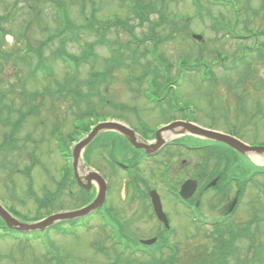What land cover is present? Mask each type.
Segmentation results:
<instances>
[{
	"label": "rangeland",
	"instance_id": "obj_1",
	"mask_svg": "<svg viewBox=\"0 0 264 264\" xmlns=\"http://www.w3.org/2000/svg\"><path fill=\"white\" fill-rule=\"evenodd\" d=\"M54 1L59 0H0V16H4L9 9L16 10L19 16V21L12 24L10 29L15 35H21L25 31L22 35L26 36L23 38L24 46L30 45L41 50L45 58L41 59L39 55L37 77L30 76V71L38 61L29 63L17 60L12 53L16 51L14 43L9 42L8 45V49L12 51L10 63L0 60V96L11 91V94L4 98L6 104L1 105L0 109L2 116L11 120L8 126L0 119V147L3 148L0 151V203L19 221L26 223L35 218L45 217L46 213H59L62 208L63 212H66L84 205L77 202L84 195L73 186L70 188L74 192V197H70L69 191L66 190L56 197L53 205L43 210H40L37 200L44 198L48 192L56 193L63 174V162L61 163L56 152L54 137L51 136L55 132V126L61 129L55 132V137L61 143L63 152L67 153L70 145L68 135L71 134L73 138L77 136L75 131L71 130L73 119L81 115L84 109L89 108L84 101L78 102L77 99L73 100L71 96L66 95L67 92L64 90L69 87L79 89L81 83L80 91L89 94L92 83L89 79L96 81V87L109 82L110 93L105 96L111 97L116 104L123 103L127 106L126 110L117 105L99 108V111H95L96 118L107 117L108 120L113 117V120L122 118L130 127L146 135L149 132L147 128L155 131L160 124L168 123L169 119L182 117V114L177 112L158 114L156 108L142 99L137 91V83L139 86L141 83L136 77L142 75L150 62L162 68L170 64L172 65L170 77H177L176 84H171L176 86L171 98L173 102L189 108H186L185 116L190 117L192 114V119L201 124L200 126L236 135L251 144H264V0H229L238 20L235 34L227 29L233 27L235 22L231 7L209 6L205 1L204 6L200 4L201 7L195 6L197 0H164L163 6L159 2V7L156 6L163 10L165 18L169 21L162 25L158 13L150 14L149 21L142 25L128 6L134 4L131 2L123 4V0H93L94 9L91 8L89 0H86L84 16L81 14L78 0L75 2L63 0L67 7L65 20V10L55 8ZM149 1L145 0V3ZM87 17L89 20L96 19L93 21L91 31L86 29V25H89ZM116 19L126 22L129 31L121 26H115ZM61 21H64L65 25ZM97 21L109 24L104 30L105 36L101 35L102 30L98 29ZM216 21L226 24L227 30H224L223 24L221 26ZM26 22L30 23L29 26H23ZM3 27L7 28V23H3ZM153 29L159 39L156 49H154L156 41L146 40L152 35ZM61 30L70 32L56 36ZM193 34L202 35L204 43L194 40ZM51 37L53 40H50ZM63 38H66L63 44L66 51L76 57L82 56L84 47L94 46L95 56L91 57L92 62L83 63L77 69L74 61L69 65L57 60L54 54L61 47L60 41ZM104 43H108L109 46ZM245 46L249 48L245 49ZM115 49L123 51L124 62L112 72L110 80L103 81L102 76L94 74L106 73L111 66L119 62L117 55L111 53V50ZM135 49L139 60L135 64H130L128 55ZM153 49L155 53L152 58L150 51ZM218 55H223L227 62L217 59ZM184 58L187 59L189 66L198 65L199 68H195L194 71L184 69L183 73H179L177 70H181ZM199 59L208 61L209 73L215 74V78H211L214 80L211 83L205 80L210 76L207 75L206 69L196 62ZM128 68H134L135 73L128 74ZM93 70L96 72L89 78V73ZM153 75V73L149 75L144 82L151 83ZM158 76L160 83L164 84L165 80H162L164 72L160 69ZM128 79H135L137 82L134 81L130 87ZM25 80V90L29 93L39 92V97L35 96L32 99L30 94L29 100L21 93L23 85L19 82L23 83ZM104 87L101 86L100 90ZM148 87L150 84L146 85L150 91ZM95 104L96 102L94 108ZM19 119L24 120V123L20 124ZM77 125L85 126L84 121ZM15 130H18L15 136L18 141L15 138L9 139V148L4 147V137ZM152 135L149 133L147 136ZM84 136L79 138L82 139ZM80 139L72 142V148ZM168 140L171 141L170 138ZM189 142L191 145L206 143L197 138ZM113 151L121 163L132 157V154H125L122 145L116 146ZM255 156L264 159L260 154ZM108 159L106 144L100 146V142L94 143L91 147L90 160L92 165L95 163L93 167L109 182L107 203L114 215L126 223L137 239L157 237L160 231L152 219L154 214L149 207L150 201L134 193L130 184V174L124 170L110 169ZM207 160L209 159L204 153H187L180 147L171 146L153 161L145 159L139 161L134 172L145 179L149 189H157L162 197L165 212L171 220L170 233L161 231L162 235L167 234L165 240L169 243V249H164L163 257L169 258L172 255V248L176 249L178 251L175 256L176 264H208L218 257L219 243L211 226L215 220L222 218L223 210L233 200L236 192L234 183L229 186L226 193L219 196L211 187L206 186L207 183L202 186V194L196 192L201 207L199 216L203 219L204 214L209 218L206 225L198 224L170 190L171 187L179 190L186 179L200 180V168ZM221 160L214 156L208 163V169H223V156ZM81 161L83 162V158ZM233 161L237 164L235 167H229L231 176L239 177L248 173L246 171L248 169H244L247 162L236 161L235 158ZM31 165H34L33 189L29 187V181L22 173ZM165 165H168L171 171V182L167 183L168 185L161 180ZM166 176H169L167 169ZM256 178L257 186L249 185L238 212L226 222L232 224L236 231L249 230L254 242L245 233L235 232L238 235L235 239L236 251L228 258V264H264L259 259V252L264 251V222L261 225L252 223L255 217L264 216V202L260 197V194L264 193L258 190L260 184L264 185V175ZM91 220V226L105 224L100 215L96 217L93 215L78 220L73 234L53 236L55 244L69 260L65 261L66 264H110V261L124 257H134L135 261L147 259L137 252L130 254L127 250L123 253L120 244L113 245L111 239H106L102 231L109 234L113 231L110 226L107 228L103 226L100 232L92 230L91 227L89 229L82 227L88 225ZM66 227L72 228V225ZM53 231L49 229L43 236L48 238ZM4 232L0 230V233ZM93 243H97L100 248L105 245L109 249L110 258L106 259L104 255H99L103 252H97L92 248ZM43 254L44 248L40 242H32L24 249L12 238L0 239V264H40L43 263Z\"/></svg>",
	"mask_w": 264,
	"mask_h": 264
},
{
	"label": "water",
	"instance_id": "obj_2",
	"mask_svg": "<svg viewBox=\"0 0 264 264\" xmlns=\"http://www.w3.org/2000/svg\"><path fill=\"white\" fill-rule=\"evenodd\" d=\"M195 38H197L199 40L202 39L201 36H195ZM180 125H181V123H173V124H170V125L164 127L163 129H161L157 133V143L148 146L145 143L139 142L136 133L134 131H132L131 129H129L128 127H125L124 125H121L119 123H111V122H105V123L99 124L89 135H87L86 138L82 139L76 145V147L73 151L74 170H75V174H76V177L78 179L80 186L88 189L91 187V185H90L91 181L97 182V184L99 186L98 196L92 205H90L89 207L84 208L80 211L55 214L53 216H50L48 219H46L40 223H37V224H23V223L19 222L17 219H15L0 204V218L11 229L21 231V232H29V231L43 230V229H46V228L54 225L55 223H58L61 221H67V220H74V219H77V218H80V217L87 215L92 210L100 207L105 202L106 193H107V184H106V181L103 179V177L100 174L90 170L87 166H86L87 167L86 170L88 171L87 177H83V178L80 177V175L78 173V165H79V159H80V156H81L83 150L97 137V135L100 132H102V131L120 132L131 142V144L134 147L140 148V149H145L147 151V153L152 154V153H156L165 144V141L162 138V134L165 132L173 131L176 128H178ZM182 125L184 126L186 131H188V133L195 134V135H201V136H204L206 138H209V139H212V140H215L218 142H223V143L229 145L230 147L240 151L241 153L248 154V155L249 154H251V155H254V154L264 155V148L249 147V146L243 144L242 142L235 140V138H231V137L223 135V134H219V133L207 131L204 129H200L196 125H193L190 123H185ZM85 179L87 180L88 185H85V181H84ZM195 185H196L195 182L185 183V185L183 186L182 191H181V196L184 197L185 199L190 198L193 195V193L195 192ZM152 194H153L152 196H153V203L155 206V212H156L158 218L161 221L168 224L167 217H166L165 213L163 212V208H162V204H161V200H160L159 195L156 192H152ZM232 207H231V209H232ZM153 242H155V240L146 241L144 243L152 244Z\"/></svg>",
	"mask_w": 264,
	"mask_h": 264
},
{
	"label": "trees",
	"instance_id": "obj_3",
	"mask_svg": "<svg viewBox=\"0 0 264 264\" xmlns=\"http://www.w3.org/2000/svg\"><path fill=\"white\" fill-rule=\"evenodd\" d=\"M162 1H164V0H154V1L151 0L149 2L150 5H148V3H145V1L142 4H136L135 8L132 9V13L138 19H140L142 23L149 21L150 14H152V13H158L160 15L159 20H160L161 25L162 24H165V23H167L169 21H168V19L165 18L163 10L160 9V8H158L159 7L158 6L159 2L163 6ZM226 3H229L228 0H227ZM210 4H213L214 5V3H210ZM209 6H212V5H209ZM152 32H153V34L155 36H157V32L155 31V29H153ZM187 65H188V61L186 60V58H184V61L182 62V66L184 68H187L186 67ZM168 66L169 65H167V67ZM93 114H94L93 111L86 110V111H84L82 113L81 117H79V118H81V119H86V118L89 119L90 117L93 116ZM89 125H90V123H89ZM85 129H84L85 131H87L89 129V126L87 128V124H86ZM78 130H80V129H78ZM78 134L80 135L79 132H78ZM68 138L70 139V141L73 140V139L74 140L76 139V138H73L71 136V134L68 135ZM62 152H63V150H62ZM71 176H72L71 169L68 166H66L65 167L64 178H63V183H62V186L60 185L61 191L59 192L58 195H61L63 193L64 187H67V186H65V184H68V181L71 184V182H70ZM85 194H87V193L85 191H82V195H85ZM55 197H56V195L46 194V197L44 199H42V201L39 200V208L44 209L45 207H48L49 204L53 205L56 202L55 201ZM90 198H91L90 195H87V197L83 196V198H81L77 202H79L81 204H84ZM0 229H6L5 224L1 221V219H0ZM63 231L64 232H69V230H67V229H64ZM65 234H67V233H65ZM51 248H52V246H51ZM52 257L51 258H48L47 256H45L43 263H40V264H63L62 259H61L60 256L53 255ZM45 261H47V262H45ZM127 262H128V264H131L132 263V261H127ZM146 264H173V262L171 263L169 261H149Z\"/></svg>",
	"mask_w": 264,
	"mask_h": 264
},
{
	"label": "flooded vegetation",
	"instance_id": "obj_4",
	"mask_svg": "<svg viewBox=\"0 0 264 264\" xmlns=\"http://www.w3.org/2000/svg\"><path fill=\"white\" fill-rule=\"evenodd\" d=\"M7 41H9L10 42V40L9 39H7ZM14 43V46H15V40H13V42H12V44ZM8 45H10V44H5V45H3L2 46V50H1V52H0V55H2L3 54V57H4V62H7V63H10V60H11V57H12V54H11V50H9L8 49ZM13 54H15V52H12ZM1 60V59H0ZM111 120H113V118L111 119ZM117 120V119H116ZM119 121H122V120H119ZM113 134H115V137H120L121 139H123V140H127V139H125L123 136H121V135H119V134H117V133H115V132H112ZM102 134V133H101ZM100 146H103V145H100ZM193 148H195V149H198V148H201V147H193ZM213 146L212 147H208V148H206V149H204V150H197V151H195L194 153H204L205 155H208V150H213ZM216 149H217V147H215ZM185 152V151H184ZM230 153H233L234 155H235V151L234 150H232V149H230ZM147 157V156H146ZM213 172H216V170H213ZM235 200L233 199L231 202H230V204L228 205V206H226L225 207V209L223 210L224 212H223V215H222V218H220V219H217V220H225V219H229L230 218V216H231V207H232V205H233V202H234ZM239 204V203H238ZM238 204L236 205V207L238 206ZM196 207H197V212H201V207H200V205H199V203L198 202H196ZM236 207H235V209H236ZM203 217L204 218H206V219H209V218H207V217H205V215L203 214Z\"/></svg>",
	"mask_w": 264,
	"mask_h": 264
},
{
	"label": "bare ground",
	"instance_id": "obj_5",
	"mask_svg": "<svg viewBox=\"0 0 264 264\" xmlns=\"http://www.w3.org/2000/svg\"><path fill=\"white\" fill-rule=\"evenodd\" d=\"M173 136H174V134L172 132H169L167 134L165 133L164 138L165 139H168V138H172ZM263 157H264V155H263ZM253 159H254V161L256 163L261 164V165H264V159L258 158L256 156H254Z\"/></svg>",
	"mask_w": 264,
	"mask_h": 264
}]
</instances>
